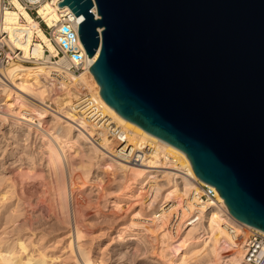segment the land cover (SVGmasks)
Instances as JSON below:
<instances>
[{"label":"water","instance_id":"1","mask_svg":"<svg viewBox=\"0 0 264 264\" xmlns=\"http://www.w3.org/2000/svg\"><path fill=\"white\" fill-rule=\"evenodd\" d=\"M60 4L81 15L85 55L97 50L104 104L183 151L228 213L264 232V0Z\"/></svg>","mask_w":264,"mask_h":264},{"label":"rangeland","instance_id":"2","mask_svg":"<svg viewBox=\"0 0 264 264\" xmlns=\"http://www.w3.org/2000/svg\"><path fill=\"white\" fill-rule=\"evenodd\" d=\"M65 81L66 79L63 80V82ZM50 82H52L50 83V86L53 89L51 88L52 90L47 93L51 94L50 97L49 95H46L47 98L51 99L52 92L55 94L56 92L60 93L62 98L59 96L60 94H57L58 97L57 95L53 94L52 98L54 101L52 99L51 100L53 103L56 101L54 104L51 102V100L46 98V104L48 106H44V112L50 111V113L45 112V117L40 118V121L44 119L42 121H44L43 123L46 124L44 125L45 127H49L54 119L59 121L60 118V123L65 124L63 121L65 120L64 117L59 114L60 111L62 113V110H59L57 113L58 110L55 109V106L57 107L58 104H60V106L57 108L60 109L61 104L64 103L63 100H68V98L72 99L73 97L78 96L75 93V88L73 84L71 85V82H67L66 85L60 84L62 81ZM53 84L56 86L55 88ZM4 87H6L7 90L5 89V92L0 90V101H3L5 95L10 96V92H12V89H10L12 87L11 85H4ZM85 87L87 88V91H91V93L92 90L94 91V87L89 80L87 81V86ZM58 89L63 90L60 91ZM66 93H69V95ZM62 94L67 95H64L65 99ZM92 100L94 101L93 107L98 112L101 120V125L99 128L101 133L110 132V134H112L117 126L127 130L119 123H114V120L109 116L107 111L97 101V99L93 98V96ZM4 105L6 107H4ZM0 106V115L3 114L2 112H8L16 108L14 106L12 109H10L11 107L8 106L6 102L2 104L0 102ZM19 107L20 106H17V109ZM33 107H30V109ZM53 107L54 109L49 110ZM31 111L34 112V108ZM54 115H60V117ZM34 116H36L35 119L37 121L38 115L34 114ZM0 120L1 184L5 183V180L8 177V171L12 168H18L17 166H19L21 160H25L26 162L37 167L43 166V160L41 159V156L44 154L43 145L46 141L44 142L42 133L40 134V132L35 130L33 127L29 128L18 117L8 116L6 121L2 118ZM86 122V124L90 125V122ZM75 131L74 133L76 134L78 131ZM95 133L96 132H92V135ZM110 134L108 133V135ZM129 135L130 134H128V136ZM100 136L94 138L95 141H93V143L95 142L96 147H98L97 144L98 142H101V139L103 141L104 135ZM105 137L108 140V137L104 136V138ZM107 140L104 142L105 148L107 146V148L112 147V149L115 150V147L120 144L117 143L118 141L116 139H114L113 142H111V140H108L107 142ZM76 142H78L76 144L80 146L81 150L86 153L91 152L90 154L93 156L90 161L84 158L83 160L81 159L79 161L76 159L74 161L76 167L74 173L72 175L67 173V205H69L68 203L70 201L68 189V185L70 183L75 186L83 185L82 188L85 190L89 189V192L86 191V194L84 193V195L88 196L91 204L89 206L87 205L86 208L83 209L85 215L83 221L88 222H82V229L84 230L82 236H85L79 240L81 241L79 243L83 245L82 247L85 246V249L89 248L90 253L93 254L97 260L101 259L103 264H233L231 258L237 250V246H235L234 243L235 240L229 238L227 233L221 228L220 222L219 228L215 227L214 229L217 231H209L211 228L207 227V210L209 209V205L216 204L215 206L220 208L219 210H222L221 213H224V209L218 206L217 203L214 204V202H208L202 206L203 210H200L201 212L199 211L200 213H198L196 216V219H198L199 215L201 213L203 214V224L200 226H191L187 229L176 231V233H171L166 228L167 213H165L163 209L168 208V205L165 207L164 205L166 203L173 204L176 202L173 206H177L179 198L182 197V195L177 196L176 194H173L169 201L165 200L166 195L171 191L169 188L171 187L170 181H180V178H178L176 174L172 173L176 172L174 169H172L173 166H171L169 162H167L168 164H164V160H168V156L165 157L164 155H168L169 153L164 152L166 153L162 155L164 158L159 159L164 164V166L162 165V167L156 168V170L152 172L150 178L145 181L138 179V174H136L138 172H143L141 169L131 166L121 168L117 164L110 165L107 160L108 158L100 156V152L98 151L93 152L92 150L94 149H92L89 143L85 142L84 140H78ZM158 143L156 145L154 142H152L150 145H155L157 148L160 145L161 147H159V149H164L163 146L161 144L158 145ZM72 148L75 149V145H73ZM98 149H100V147H98ZM104 158L107 159L105 160ZM122 172L123 174H121ZM129 190L134 194L131 195ZM6 193L3 195V199H0V241L2 243L10 242L14 240V238L19 237L20 240L22 239V243L26 245L25 249L34 247V252H36V250H44L43 252L46 254L49 253V255H60L59 257L61 258L66 256V263L72 264L73 261L71 262V259L73 260V256H71L70 248L66 244L68 242V238L67 236L65 237V234L67 233V223L65 231V228L56 224L51 216L43 218L39 216L35 207L27 208V210L24 212L22 206L18 205L19 202H17V199H15V197L9 191V188L8 192ZM81 194L82 193L76 195L78 200H82L84 197V195ZM123 196L125 197L124 199H122ZM68 214L71 218L74 216L72 210H69ZM77 214L78 213H76L75 216L79 217V214ZM25 218L30 220V227L22 224L19 225V227L16 226V224L21 220H26ZM221 219L222 217H219V220ZM189 223H192V221H187L185 225ZM240 238L238 240H240ZM231 243H234V245H231ZM233 248L235 249L233 250ZM14 251L20 253L22 252V249L18 245H14Z\"/></svg>","mask_w":264,"mask_h":264},{"label":"bare ground","instance_id":"3","mask_svg":"<svg viewBox=\"0 0 264 264\" xmlns=\"http://www.w3.org/2000/svg\"><path fill=\"white\" fill-rule=\"evenodd\" d=\"M15 5L18 8L19 12L24 17V20L20 23V25L22 27H25L27 29V33L29 34L30 32L29 15L25 11H23L21 8H19L18 4L15 3ZM17 12H18L17 10L10 11L8 14V17L14 18ZM77 18L78 20L81 19V15L79 14ZM15 33L19 37L17 39H14L15 45L19 46L22 49H25L27 45L26 43L28 41V36L25 37L24 35H22L21 31L19 30H17ZM96 53H97V50H95L92 55L87 57L89 63L93 61L94 57L96 56ZM66 64L67 62L65 61V59L63 57H60L58 59V64L54 66L61 68V66H65ZM51 67L52 66H42V65L32 66V65H27L23 63L12 62L0 68V90L4 91L6 89L4 85L12 86L11 88L8 87L12 89V92H10V96H6L4 94L5 98L4 99L2 98L3 101H0V102L1 104L6 102V104L11 107L10 109H12V107L14 106L16 107L15 109H12L8 112H2L3 114L0 115V119L2 118L6 121L8 119V116L18 117L24 124H26V126H28L29 128L33 127L35 130L39 131L40 134L42 133L43 140L44 142L46 141L43 145L44 154L43 156L40 155L41 159L43 160V164H42L43 166L37 167V166H34L26 162L25 160L23 161L21 160L22 162L20 161V164L18 162L19 164V166H17L18 168H14V169L9 168L10 170L8 171V174H7L8 177L6 178L5 183L0 184V199L1 198L3 199V195L6 192H8V188H9V191L12 193L15 199H17V202H19V204L18 203L17 204L22 206L24 212L25 210H27V208L35 207L37 210L36 212L39 216H41L42 218L51 216L54 219L56 224L61 225L65 228V231H66V223H67L68 226H67V233L65 234V237L67 236L68 238V242L66 244L70 248L71 256H73L72 257L73 260L71 259V262L73 261L72 264H103V261L101 259L97 260L95 256L90 253L89 248L85 249L84 248L85 246L82 247L83 245L79 243L81 242L79 240L85 236V235L82 236L84 233V230L82 229V222L83 223L86 222V221H83V218L85 217L83 209L86 208L87 205L89 206L91 204V201L88 198V196L84 195V193L86 194V191L89 192V189L85 190L84 188H82L83 185L75 186L70 183L68 185L70 201L68 203L69 205H67V180H66L67 173L69 175H72L74 173L75 168H76L74 161L76 159H78L79 161L81 159L83 160L84 158L90 161L93 156L90 154L91 152L86 153L83 150H81L80 146L76 144L78 143L76 141L84 140L85 142L89 143L92 149H94L92 150L93 152L98 151L100 152V154L98 152L97 153L100 156H104L108 158L106 159L108 160V163L110 165L117 164L121 168H125L126 166H131L134 168L141 169L143 172L136 173L138 174L137 176H138V179L140 180H145V181L148 180L150 176L152 175V172L156 170V168H160L162 167V165L164 166V164H168L167 162H169V164L173 166V168L172 167L171 168L174 169V171H176L175 173L174 172L172 173L176 174L178 178H180V181H177V180L170 181L171 187L169 188L171 191L169 190L170 192L166 195L165 200L167 201H169L172 198L173 194H176L177 196L185 195L188 192V190L192 187L191 179L194 178L195 174L192 170L189 159L187 158V156L185 155L183 151L167 143L166 141L140 129L139 127L133 124L120 120L116 116L114 109L104 104L98 92L99 91L98 84L89 70V65L85 66V68L78 73H71L66 70V74H65L66 81L65 82L62 81L60 84L66 85L67 82H71V85L73 84L75 88L78 84L87 86V81L89 80L94 87V91L92 90V93L90 91L93 98H96L97 101L103 106V108L107 111L109 116L114 120V123L117 122L127 129V130H124L122 128L124 130V131L122 130V133H123V135L121 136L122 138L116 139L118 141L117 143H120V144L115 147V150L109 147L107 148L106 145H105L106 146L105 148L104 142L107 140V138L106 137L104 138L105 136L104 135L103 141L101 139V142H98L97 144L98 147H100V149H98V147L95 146V142L93 143V141L95 140L92 138V132H96L99 135L103 133L99 131L101 120L98 115V112L93 107L94 101L92 100V97H85L83 98V100L88 99V101L85 102L88 104L86 106H84V104L80 105L82 101L78 99L80 96L73 97L75 95L73 92L72 93L74 95L71 96L73 98L72 99L70 98L71 100L68 98L69 101L65 99L64 95L66 94L69 95L70 92L66 94H62L65 100H63L64 103L61 104L60 109H57L60 106V104H58L57 107L55 106V109L58 110L57 113L59 112V110H62V113L60 111L59 114H61L64 117L65 120L63 119L62 120L65 122V124L60 123L61 121L60 120L61 118H60L59 121H57V119H54L52 124L49 125V127H45L44 125L46 124H44L43 123L44 121H42L44 119L40 121V118H43L46 115L45 114L46 111L44 112L45 107L48 106L46 104V101H47L46 95H49L50 97L51 94L50 93L47 94V93L53 89L50 86V83L52 82L45 79V77H46V74L50 72L49 70L57 69L55 67L54 68H51ZM55 87L56 86L54 85V88ZM53 94L55 93L52 92V97H53ZM57 94H60V93L56 92L55 95ZM59 96L61 97V94ZM52 97L51 99L53 100ZM47 99L51 100L50 98H47ZM61 102H58V103H61ZM17 106H20V107L17 109ZM4 107L6 106L4 105ZM30 107L34 108V112L31 111L33 110V108L30 109ZM52 109H54V107L49 110H52ZM46 113H50V111ZM34 114L38 115L37 121L35 119L36 116H34ZM54 116H57V115H54ZM57 117H60V115ZM34 119L36 122L34 121ZM86 121H89L90 125L86 124L87 123ZM75 130L78 132H76ZM74 131L76 132V134L74 133ZM128 134L130 135L128 136ZM152 142H154L156 145L159 142L158 145L161 144L164 149H159V147H161L160 145L158 148L155 145H150L152 144ZM73 145H75V149L72 148ZM84 147H85V143H84ZM144 147H146V149H144ZM164 152H167L170 155L169 154L164 155L165 157L168 156V160H164L165 162L163 164L159 159L164 158L162 157L163 154H166ZM131 159H132V162H131L132 164L122 162V161H125V162L131 161ZM137 171H140V170H137ZM121 174H123V172ZM80 193L84 195L82 200L81 199L78 200V197L76 198V195ZM130 193L131 195L134 194L131 191ZM124 198L125 197L123 196L122 199ZM206 203L208 202H205V204ZM205 204L201 205L199 210L200 209L203 210L202 206H204ZM215 205H212V204L209 205V209L207 210V214H208L207 216L208 226L207 227L211 228V230L209 231L213 230L212 232L217 231V230H214L215 227L219 228V226L221 225V222L223 221V216H222L223 213H221L222 210H219L220 208H218ZM69 210H72L74 214L72 218L68 214ZM200 212H197L196 215ZM76 213L79 214V217L75 216ZM201 215L199 217H202V221H203V214L201 213ZM80 216L81 217L83 216L82 220ZM219 217H222V219L219 220ZM219 222H220V225H219ZM30 223H31L30 220H27V219L21 220L20 222L16 224V226L19 227V225L22 224V225L30 227L31 225ZM242 224L245 227H251L245 223H242ZM242 232L246 233V230H242ZM21 240L19 239V237H17V238H14V240L10 242L2 243L0 241V264H67L66 256L64 258L63 257L61 258L59 257L60 255H52V254L49 255V253L48 254L44 253L43 252L44 250L40 251V250L35 249L36 252H34V249H33L34 247L30 249H25L26 245H24ZM234 243H235V246H237V250L235 251V254L233 255V257L231 258L233 261V264H249L248 262H245L241 258L242 252H243L242 238ZM234 243H231V245L232 244L234 245ZM14 245H18L22 249V252L19 251L20 253H17L16 252L17 250L14 251ZM234 249L235 248H233V250Z\"/></svg>","mask_w":264,"mask_h":264},{"label":"built area","instance_id":"4","mask_svg":"<svg viewBox=\"0 0 264 264\" xmlns=\"http://www.w3.org/2000/svg\"><path fill=\"white\" fill-rule=\"evenodd\" d=\"M57 1L60 0H0V68L12 62L52 66L51 68L57 69L49 70L45 79L63 81L66 79V70L78 73L90 65L76 29L80 20L77 18L79 14L75 15L66 4L57 5ZM15 3L29 15V34L27 29L20 25L24 17ZM14 10L18 11L16 16L9 18V12ZM90 10L95 12L94 6H91ZM17 30L25 37L28 36L25 49L14 43V39L19 38L15 33ZM60 57H63L67 64L58 68L54 65L58 64ZM74 90L80 96L78 99L82 100L80 105L86 106L88 103L85 102L88 99L83 98L92 97L91 93L82 84H78ZM122 130L117 126L112 135H108L110 132L100 135L107 136L113 142L114 139L122 138ZM100 135H92V138ZM126 162L132 164V159ZM191 180L192 187L179 198L177 206H173L176 202L164 205V207L168 205V208L163 209L167 213L166 228L171 233H176L191 226H200L203 224L202 217L196 219V213L201 210L200 206L205 202L217 203L224 209L221 223L223 230L235 242L242 238V259L249 264H264V232L254 227H245L242 222L231 216L213 186L196 176ZM190 220L192 223L185 225V222ZM242 230H246V233L244 234Z\"/></svg>","mask_w":264,"mask_h":264}]
</instances>
